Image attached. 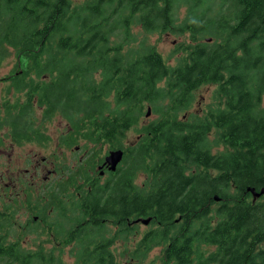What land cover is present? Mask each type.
Listing matches in <instances>:
<instances>
[{
	"label": "trees",
	"instance_id": "16d2710c",
	"mask_svg": "<svg viewBox=\"0 0 264 264\" xmlns=\"http://www.w3.org/2000/svg\"><path fill=\"white\" fill-rule=\"evenodd\" d=\"M165 32L184 36L174 65L146 39ZM8 49L58 76L50 93L65 103L56 108L70 147L92 146L44 202L28 199L44 224L34 229L59 236L51 247L8 240L18 206L2 202L0 264H68L66 246L70 264H133L155 245L164 264H264V195L248 190L264 188V0H0V59ZM204 84L215 85V107L179 117ZM146 104L157 116L140 123ZM134 125L138 139L125 145ZM104 146L123 157L94 179ZM148 217L117 256V235Z\"/></svg>",
	"mask_w": 264,
	"mask_h": 264
},
{
	"label": "flooded vegetation",
	"instance_id": "af4514ba",
	"mask_svg": "<svg viewBox=\"0 0 264 264\" xmlns=\"http://www.w3.org/2000/svg\"><path fill=\"white\" fill-rule=\"evenodd\" d=\"M26 63L13 62V68L10 67L7 74H0V162L7 161L4 169L0 170V197L6 201L11 198L19 200L26 195L28 204L32 193L33 200L38 196L37 191L43 193L45 201L50 186H56L59 173L68 172L70 164L84 161L87 150L74 154L70 159V124L56 108L65 103H55L54 94L50 93L54 87L52 81L58 76L37 75L35 64L28 69ZM15 64L18 66L15 67ZM84 142L79 140L73 144V149H79ZM105 155L95 165L98 174L91 173L94 179L105 178L110 171L103 164ZM61 163L63 166L60 169L58 164ZM40 169L44 170L42 175ZM32 205L35 208L36 204ZM31 206L28 204L29 212H25L18 225L19 234L6 236L8 240L26 242V245L53 239L51 234L39 231L42 226L34 229L36 224H44L38 221V214L32 213Z\"/></svg>",
	"mask_w": 264,
	"mask_h": 264
},
{
	"label": "rangeland",
	"instance_id": "374dc122",
	"mask_svg": "<svg viewBox=\"0 0 264 264\" xmlns=\"http://www.w3.org/2000/svg\"><path fill=\"white\" fill-rule=\"evenodd\" d=\"M185 12V8H181L180 14L182 15ZM139 27H134L132 29V31L134 29H137ZM141 32H144L143 30H141ZM144 37V36H143ZM182 37H184L183 35H175V34H171V33H154V34H149L146 36V39L149 43L153 44L156 48V50L161 54V56L165 59V61L169 64V65H174L176 63V59L178 56L182 55L181 51H177L176 45L182 40ZM210 38V37H209ZM208 40V39H206ZM211 40V38H210ZM209 41V40H208ZM0 62H4L1 64L0 66V74H7L8 70L10 67L13 68V62H16V58H15V53L12 49H8L7 54H5V56L0 59ZM18 66V64H15V67ZM214 91H215V85L213 84H204L199 86L198 88H196L193 93H192V99L190 104L188 105V107L183 110L179 117H186L188 118L190 114H196L198 116H203L207 110L210 107H215V105L217 104V101L215 99L214 96ZM150 107V113L148 115V117H146V113L144 115V117L141 119L140 123H147L148 121L154 119L157 114L153 111V106L152 104H146L144 111L147 112V108ZM70 124V123H69ZM135 125L133 127H131L125 134L124 136V141L123 143L125 145H129L130 142H132L135 139H138V134L134 131ZM85 144H87L88 146L86 147V150H88L87 148L92 146V143L88 142L85 140ZM74 146L70 147L71 150V154H70V159L74 156V154L78 155L81 154L83 152V150H81V147H79V149L74 150L73 149ZM117 149V148H115ZM81 150V151H80ZM78 151V152H76ZM80 151V152H79ZM107 152V147H103L101 150V155H105ZM71 163V162H70ZM7 161L6 159L2 160L0 162V170H3L4 167L6 166ZM63 164H58V168H62ZM44 173V170L40 169V175H42ZM59 178V177H58ZM57 178V179H58ZM103 179V178H102ZM144 179V175L141 174V172L137 173V176L135 178V181L140 184ZM54 187V185H53ZM52 187V188H53ZM38 196H35L34 200H33V193L31 195V199L33 204H37L39 202H44L43 200V193L41 191H37ZM12 200L16 201V205L14 206H18V210L17 213L15 215V222L17 224H19L23 218L25 217V212H29V207L28 204H26V195L24 197H22L21 199L17 200L16 198H11L9 200L4 201L1 197H0V206L2 204V202H11ZM1 209V208H0ZM135 225H137L136 229H130L131 232L127 235L126 239H123L121 235H117V237L115 238V242L112 245V248L114 249V252L116 253L117 256H120L122 253H126V252H122L125 248L127 249V253L130 252V250L132 249V247L135 245V243L138 241V239L141 237V235L145 232V230L148 228L147 224H143L141 222L135 223ZM113 229H116L115 227H113ZM53 236V234H52ZM53 239L47 243H43V242H39L37 241L36 243L31 242L30 245L32 248H36L37 245L42 244V245H47L48 247H51L52 244L54 242H58L59 241V236L57 237V239H55V237H52ZM57 246H59V244H57ZM162 245H155L153 247H151V249L148 251L147 255L139 260H135V262H132L133 264H164L161 263L162 260V256H163V252H162ZM213 247H201L200 250L202 254H206L207 252H209L210 250H212ZM64 260L70 264L73 261V257L70 254L69 248L68 246H66L64 248ZM125 257V255H124ZM124 260V258H123ZM131 264V263H130Z\"/></svg>",
	"mask_w": 264,
	"mask_h": 264
},
{
	"label": "water",
	"instance_id": "95a60500",
	"mask_svg": "<svg viewBox=\"0 0 264 264\" xmlns=\"http://www.w3.org/2000/svg\"><path fill=\"white\" fill-rule=\"evenodd\" d=\"M208 40L210 41V38H208ZM149 113H150V107L147 108V112L145 116L148 117ZM123 153H124V150L121 148L109 150L108 153L104 157L103 164L107 165L108 170L115 171L117 166L122 160ZM248 190L252 193L253 199L260 197L261 195H264V188H261L259 191H256L253 187H249ZM215 199H218V198L215 197ZM149 221H150L149 217L139 218V219L134 220V222L136 223L141 222L143 224H148Z\"/></svg>",
	"mask_w": 264,
	"mask_h": 264
}]
</instances>
